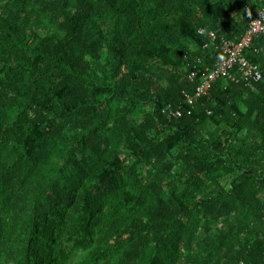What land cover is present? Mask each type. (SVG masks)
I'll return each mask as SVG.
<instances>
[{"label":"trees","instance_id":"trees-1","mask_svg":"<svg viewBox=\"0 0 264 264\" xmlns=\"http://www.w3.org/2000/svg\"><path fill=\"white\" fill-rule=\"evenodd\" d=\"M263 7L0 0V264H264V79L185 102Z\"/></svg>","mask_w":264,"mask_h":264},{"label":"built area","instance_id":"built-area-1","mask_svg":"<svg viewBox=\"0 0 264 264\" xmlns=\"http://www.w3.org/2000/svg\"><path fill=\"white\" fill-rule=\"evenodd\" d=\"M203 34L201 30L199 32ZM264 34V7L257 13L255 18L249 23L248 28L238 41L222 40L215 49L224 56L221 62H218L212 70L203 76L200 86L196 88L193 96L185 95V102L193 105L194 101L204 96L210 89L211 83L217 78H227L235 83H243L245 87L253 90L254 86L264 79L258 66L250 63L245 58V51L250 48L254 39ZM209 38L212 42L216 40V34L209 32ZM257 53L264 55V48L256 49ZM235 71L236 76H233ZM169 116H179L180 112L166 111Z\"/></svg>","mask_w":264,"mask_h":264},{"label":"clouds","instance_id":"clouds-1","mask_svg":"<svg viewBox=\"0 0 264 264\" xmlns=\"http://www.w3.org/2000/svg\"><path fill=\"white\" fill-rule=\"evenodd\" d=\"M222 59V58H221Z\"/></svg>","mask_w":264,"mask_h":264}]
</instances>
